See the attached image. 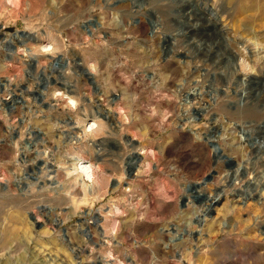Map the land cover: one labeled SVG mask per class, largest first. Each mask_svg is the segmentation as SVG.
<instances>
[{
  "label": "rangeland",
  "instance_id": "rangeland-1",
  "mask_svg": "<svg viewBox=\"0 0 264 264\" xmlns=\"http://www.w3.org/2000/svg\"><path fill=\"white\" fill-rule=\"evenodd\" d=\"M0 264H264L258 0H0Z\"/></svg>",
  "mask_w": 264,
  "mask_h": 264
},
{
  "label": "bare ground",
  "instance_id": "bare-ground-1",
  "mask_svg": "<svg viewBox=\"0 0 264 264\" xmlns=\"http://www.w3.org/2000/svg\"><path fill=\"white\" fill-rule=\"evenodd\" d=\"M242 1H244V0H242ZM245 1H251V0H245ZM255 1V0H254ZM253 0H252V2H254ZM258 2L260 3V6L262 7V8H264V0H258ZM243 3V2H242ZM246 4V3H245ZM255 3H253V4H251V6H253ZM240 6V5H239ZM242 6H244V5H242ZM245 7V6H244ZM257 7V6H256ZM256 7H255V9H256ZM254 9V8H253ZM251 10V9H250ZM94 124V122H91V123H89V125L87 126V128L86 129H90L91 128V126ZM229 168L228 169H231V171L234 169L233 167H234V164H233V162H232V160L231 159H229ZM79 165H78V168H79V170H80V172H82L83 174H84V176L86 177V179H93V175H94V172H93V169H92V167L89 165V164H87V163H84V162H79L78 163ZM241 167V166H240ZM240 167H238V168H236V169H234L232 172L234 173V175H236L237 173H239V170H241L240 169ZM243 167V166H242ZM241 167V168H242ZM243 169V168H242ZM232 174V173H231ZM232 179L234 180L235 179V176L233 177L232 176ZM247 185H248V183H247ZM263 188V187H262ZM263 195V194H262ZM220 197V193L219 194H216L214 197H213V200H217L218 198ZM210 206H212V201L210 202V205L208 204V207H210Z\"/></svg>",
  "mask_w": 264,
  "mask_h": 264
},
{
  "label": "water",
  "instance_id": "water-1",
  "mask_svg": "<svg viewBox=\"0 0 264 264\" xmlns=\"http://www.w3.org/2000/svg\"><path fill=\"white\" fill-rule=\"evenodd\" d=\"M57 63H55V65H56ZM133 157H134V160L132 161V163H130V161H129V164H128V167H129V174H131L132 172H133V169L135 168V165H136V163L138 162V160H139V157H138V154H134L133 155Z\"/></svg>",
  "mask_w": 264,
  "mask_h": 264
}]
</instances>
